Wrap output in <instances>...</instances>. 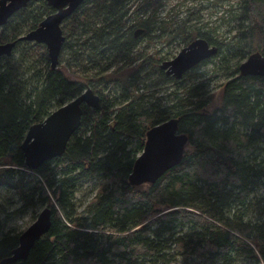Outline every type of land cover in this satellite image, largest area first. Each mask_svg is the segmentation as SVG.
Returning <instances> with one entry per match:
<instances>
[{"label": "trees", "instance_id": "16d2710c", "mask_svg": "<svg viewBox=\"0 0 264 264\" xmlns=\"http://www.w3.org/2000/svg\"><path fill=\"white\" fill-rule=\"evenodd\" d=\"M171 1L85 0L62 23L55 69L36 42H17L10 56L0 57V187L19 198L13 213L51 210L49 232L13 264H264V220H245L264 186V76L238 70L252 53L264 56V0H231L234 24L226 33L234 32L235 46L198 28L186 0L160 16ZM181 7V18L174 16ZM53 12L46 0H32L0 28V44ZM198 38L218 48L209 79L195 69L211 59L180 80L166 77L157 44ZM228 46L239 55L229 60ZM155 73L171 84L162 100L140 88ZM219 74L221 83L210 90ZM88 88L99 102L83 107L64 153L27 168L21 144L28 128ZM171 118L188 137L182 161L154 184L132 185L147 130ZM92 180L99 189L80 210L78 185ZM9 219L0 220V261L21 233L5 228Z\"/></svg>", "mask_w": 264, "mask_h": 264}, {"label": "water", "instance_id": "95a60500", "mask_svg": "<svg viewBox=\"0 0 264 264\" xmlns=\"http://www.w3.org/2000/svg\"><path fill=\"white\" fill-rule=\"evenodd\" d=\"M32 0H0V28L18 11L25 8ZM85 0H46L55 12L40 22L36 29L30 30L14 41L0 44V57L11 55L17 42H36L44 44L50 61L55 69L65 36L61 30L62 22L68 18ZM142 30H136L138 36ZM218 53V48L210 45L205 39L198 38L172 59L163 61L160 69L166 77L180 80L189 70L197 67ZM243 76H264V56L259 52L249 55L238 67ZM99 96L90 88L76 98L52 111L42 122L32 124L21 144L25 166L35 170L46 161L61 156L70 137L80 126L83 107H95ZM179 120L168 119L150 127L145 136L141 154L135 159L129 182L141 186L154 184L167 171L182 161L188 144V137L178 130ZM51 210L44 207L36 219L20 233L18 245L0 264H13L27 258L29 251L42 236L49 232Z\"/></svg>", "mask_w": 264, "mask_h": 264}, {"label": "rangeland", "instance_id": "374dc122", "mask_svg": "<svg viewBox=\"0 0 264 264\" xmlns=\"http://www.w3.org/2000/svg\"><path fill=\"white\" fill-rule=\"evenodd\" d=\"M181 2V0H173L171 1L165 9L162 10L160 16L167 15L168 8L171 7L174 3ZM188 2L187 6H191L193 11L196 13V18L199 20L198 28L203 31H209L214 34V38L217 43L235 46L234 40H231L235 35L234 32L230 31V34L226 32L231 29L230 26L234 23L230 22V13L229 6L231 5V0H223L221 3L217 2V0H186ZM185 6V7H187ZM185 7H181L180 13H174V16H178L181 18L183 12L186 11ZM141 46H146V42L144 41ZM187 46V42L182 39H178L174 41L170 46L161 45L158 43L156 49H163L162 55L166 56V60H170L174 58L179 51ZM228 46L227 58L230 60L234 55H239L237 50L232 49ZM223 49L225 46L222 47ZM221 48V49H222ZM148 50L151 51L152 48L148 47ZM238 58V56H236ZM242 60L240 63H242ZM215 59L209 60V63L205 65H200L199 69H195L201 77L199 79L207 80L211 76V71L214 67ZM59 68V66H58ZM195 78L193 75L191 77H184L180 82H182L178 86L171 87L172 89L181 88L185 84H189L192 79ZM222 74H219L218 78L211 80L209 84V89L214 90V88L221 83ZM144 85V86H142ZM140 86V88H144L143 92L145 95L154 98H160L161 100L165 98L166 92L170 90V83L162 78L158 73H155L150 77V79L144 82ZM141 92V91H140ZM217 94V92H214ZM165 101V100H163ZM99 189V182L92 181H82L77 188L75 193L76 204L80 208L83 209L85 204L92 198ZM251 200V205L249 207V211L247 212V217L245 220L251 221H262L264 220V186L259 185L255 191V196ZM0 220H4L6 215L10 216L9 221L5 223L6 229H14L16 232L20 233L24 231L37 217V215L44 208H38L37 210L26 209L20 213H13L15 210L21 207V202L15 192L11 189H6L0 187ZM247 264H255V262L250 261Z\"/></svg>", "mask_w": 264, "mask_h": 264}, {"label": "flooded vegetation", "instance_id": "af4514ba", "mask_svg": "<svg viewBox=\"0 0 264 264\" xmlns=\"http://www.w3.org/2000/svg\"><path fill=\"white\" fill-rule=\"evenodd\" d=\"M53 9H54V8H53ZM54 12H55V9H54ZM54 12H53V13H54ZM51 14H52V13H51ZM63 22H64V21H63ZM63 22H62V23H63ZM61 26H62V24H61ZM61 26H60V27H61ZM61 30H62V28H61ZM62 32H63V31H62Z\"/></svg>", "mask_w": 264, "mask_h": 264}, {"label": "bare ground", "instance_id": "6f19581e", "mask_svg": "<svg viewBox=\"0 0 264 264\" xmlns=\"http://www.w3.org/2000/svg\"><path fill=\"white\" fill-rule=\"evenodd\" d=\"M27 132V131H26ZM25 138V137H24ZM132 172V171H131Z\"/></svg>", "mask_w": 264, "mask_h": 264}]
</instances>
